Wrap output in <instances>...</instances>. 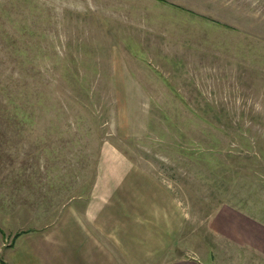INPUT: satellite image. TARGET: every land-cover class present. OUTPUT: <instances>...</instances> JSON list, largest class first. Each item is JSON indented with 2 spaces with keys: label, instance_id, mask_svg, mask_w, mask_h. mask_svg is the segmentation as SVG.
I'll return each mask as SVG.
<instances>
[{
  "label": "rangeland",
  "instance_id": "obj_1",
  "mask_svg": "<svg viewBox=\"0 0 264 264\" xmlns=\"http://www.w3.org/2000/svg\"><path fill=\"white\" fill-rule=\"evenodd\" d=\"M223 205L264 229V0H0V264L75 220L110 264H264Z\"/></svg>",
  "mask_w": 264,
  "mask_h": 264
},
{
  "label": "crops",
  "instance_id": "obj_2",
  "mask_svg": "<svg viewBox=\"0 0 264 264\" xmlns=\"http://www.w3.org/2000/svg\"><path fill=\"white\" fill-rule=\"evenodd\" d=\"M75 220V219H74ZM75 220L73 226L70 227V234L68 236H63V230L61 223H56L54 225L53 236H40L38 238L25 237V246L22 248V254L16 264H62V259L56 257L53 254H47L45 246L47 244L53 243L62 245H70V259L64 261L69 264H79V254L74 253L78 251V246L85 248V253H82V261L80 264H110L111 259L110 251L105 248L103 242H99L95 237H93L89 231H81L80 223ZM214 225H217V230L220 231L224 236L233 239L238 244L247 245L253 249H264V229L255 228L253 222L245 215H240L239 212L235 211L232 207L228 205H223L218 213L214 217ZM61 226V227H60ZM78 234H80L78 239ZM32 241V243H31ZM114 242V240H113ZM107 244V243H106ZM28 245V246H27ZM94 246V254H89L88 246ZM259 256H264L261 254ZM115 257V256H114ZM166 264H204L199 260L185 258L176 261H171Z\"/></svg>",
  "mask_w": 264,
  "mask_h": 264
},
{
  "label": "trees",
  "instance_id": "obj_3",
  "mask_svg": "<svg viewBox=\"0 0 264 264\" xmlns=\"http://www.w3.org/2000/svg\"><path fill=\"white\" fill-rule=\"evenodd\" d=\"M15 237H17V236H15Z\"/></svg>",
  "mask_w": 264,
  "mask_h": 264
}]
</instances>
